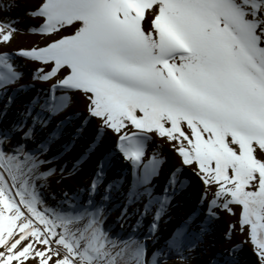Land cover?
Listing matches in <instances>:
<instances>
[{"label": "snow or ice", "instance_id": "obj_1", "mask_svg": "<svg viewBox=\"0 0 264 264\" xmlns=\"http://www.w3.org/2000/svg\"><path fill=\"white\" fill-rule=\"evenodd\" d=\"M16 7L0 0V14ZM24 15L37 23L18 29L20 18L0 15V264H191L221 214L232 221L228 247L212 264H239L245 244L251 264H264V0H36ZM21 31L41 36L42 45L11 51ZM16 59L34 65L33 83H20ZM37 81L52 83L6 122L12 93ZM73 95L84 101L76 136L96 122L74 170L111 135L132 165L128 205L146 201L119 243L104 227L115 182L94 199L108 155L83 203L85 190L65 193L55 207L43 196L56 171L45 170L56 157H44L67 121L45 129ZM165 145L176 163L157 194L152 181L168 162ZM193 186L197 210L162 236L173 199ZM236 234L245 239L234 241Z\"/></svg>", "mask_w": 264, "mask_h": 264}, {"label": "rangeland", "instance_id": "obj_2", "mask_svg": "<svg viewBox=\"0 0 264 264\" xmlns=\"http://www.w3.org/2000/svg\"><path fill=\"white\" fill-rule=\"evenodd\" d=\"M4 2H10V0H4ZM15 3L18 7L14 8L11 12L2 13L0 15L9 16L12 18H20V23L16 25L18 29H27L29 26L36 24L37 22L25 16V10L30 8L32 5L36 3V0H15ZM43 38L39 35L31 34L27 31L18 32L13 43L8 46L11 51L16 52L18 49L27 48L29 46L42 45ZM16 64L20 66V69L24 73V78L20 81L21 84H31L33 83L31 76L34 65L31 63H26L23 59H16ZM50 83H41L35 82L37 87L46 88L50 86ZM38 89V88H37ZM76 95L72 98L71 105L63 111L61 114L57 115L52 124L48 129H45V132L52 131L57 122H59L63 116L67 113H71L73 111L84 109V101L79 96ZM26 101H23L22 104L19 103L17 99H15L11 105V108L8 109V115L4 117L6 122H11L17 118V113L21 110L22 105ZM82 102V103H81ZM4 101L0 100V107L3 106ZM60 119V120H59ZM43 136H41V139ZM71 134L69 132L63 131V134L58 139L54 140L49 146V150L45 155V159L52 160L53 157L59 156L61 157L53 160L51 164L45 165V170L48 168L56 169L55 173L51 175L47 179V183L43 188V196L46 199L47 203L50 206H57L61 204L64 199V194L68 193L69 195L77 193L79 190H85L81 195L83 196V200L80 202L83 203L88 198V192L90 182L95 174L96 166L95 161L93 159H86L83 163H79V165L73 168L76 165L77 161L81 159L83 154V149L79 146H73L72 149L65 150V145H71ZM159 142V141H158ZM29 148L35 147L34 144L29 143ZM163 154L168 158V162L165 163L162 169L159 172V175H164L165 172L171 170L173 165L176 163L175 158L169 153L167 146H164ZM149 155H151V147L149 148ZM64 169L63 175H61L60 169ZM71 173V175H70ZM115 182V186L111 189L110 199L106 202L105 207L107 209L105 215V223L104 227L110 233L112 238H117V242L119 243L123 239L129 238L130 234H132V230L136 225L137 219H139V215L137 209L140 211L143 210V203L146 201H141L139 203H132L128 205L127 203V193L132 186V183L129 184H120L116 180H112L111 183ZM159 183V177L156 176L153 181V187L157 186ZM107 189V183L103 182L99 185L97 194L95 195V201L99 202L102 199V196L105 194ZM127 205V215L125 218L121 219V213L125 211V207ZM153 214L150 213L147 217L143 219L142 226L138 230V235L142 239L143 234L146 232L148 225L152 221ZM173 211L168 209L167 214L160 221V234L167 235L174 228L178 227V224L174 222ZM219 221H223L224 231L222 233V241L218 245L219 251H224L226 247H228V242L225 240L226 230L228 224L231 221V218L227 214H221ZM245 237L236 234L233 236V240L239 242L244 240ZM250 246V245H249ZM191 264H204L200 260V255L196 250L191 259Z\"/></svg>", "mask_w": 264, "mask_h": 264}, {"label": "bare ground", "instance_id": "obj_3", "mask_svg": "<svg viewBox=\"0 0 264 264\" xmlns=\"http://www.w3.org/2000/svg\"><path fill=\"white\" fill-rule=\"evenodd\" d=\"M48 88L49 86L44 88V90H47ZM40 89L43 88H39L35 84V87L32 88L31 91L21 92L19 94H12L15 95L19 103L22 104L23 101L29 100L32 96L36 94V91ZM58 94L59 93H57V95ZM75 96L76 95H73L72 98ZM77 112H83V109L73 111L71 113L69 112L65 116H63L61 120L67 121L63 126V131L69 132L71 134L72 141L69 149H72L73 146L77 145L81 149H83L84 153L86 146L91 143L94 136L96 135V122L92 121L91 123H89L88 126L85 127L77 137L76 129L79 128L82 123V117L80 119L74 117V114ZM70 116L74 118L71 120H67V118ZM60 121L57 122V124H59ZM55 128L53 130H55ZM59 137H61V135ZM74 137L76 138L73 139ZM115 143V138L113 136H106L103 142L101 143L100 147L87 158L83 159L81 162L83 163L86 159H93L95 161V166L97 169L100 159L105 155H108L109 162L105 167V175L103 179V182H106L107 186L111 183L112 180H116L120 184H129L132 183L133 180L132 165L130 162L123 159L122 154H120L118 149H116ZM61 155L62 154L56 156V159L60 158ZM170 171L171 170H168L167 172H165L164 175H158L159 183L157 184V186L154 187L155 192L157 194H162L163 189L169 179ZM187 176H189V173L185 172L181 178L183 179ZM199 196V187L193 186L188 188L182 194L178 195L176 198L173 199L169 209L173 211L174 222L178 224V226L183 223V221L187 218L189 214H191L192 211L197 210L199 205ZM199 222L200 221L198 220L197 223ZM221 223H223V221L216 220L211 224L210 232L206 237L204 244L201 246V248L197 249L200 255V260L204 264H212L214 258L219 257L220 254L223 252L219 251L218 247V245L222 241V233L224 231L223 224ZM238 258L239 264H251L253 254L251 252V247L248 244H245L243 250L239 253Z\"/></svg>", "mask_w": 264, "mask_h": 264}]
</instances>
